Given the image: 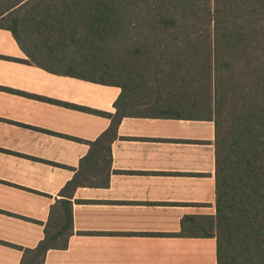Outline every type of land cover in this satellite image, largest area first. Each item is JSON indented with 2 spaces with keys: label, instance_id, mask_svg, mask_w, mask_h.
<instances>
[{
  "label": "crops",
  "instance_id": "1",
  "mask_svg": "<svg viewBox=\"0 0 264 264\" xmlns=\"http://www.w3.org/2000/svg\"><path fill=\"white\" fill-rule=\"evenodd\" d=\"M59 29L24 32L20 43L0 27V264H21L45 239L52 209L61 220L62 190L123 94L88 78L80 31ZM138 91L133 105L121 98L131 105L109 185L74 189L68 246L43 264H218L217 239L205 234L217 213L215 123L152 106L150 85Z\"/></svg>",
  "mask_w": 264,
  "mask_h": 264
},
{
  "label": "trees",
  "instance_id": "2",
  "mask_svg": "<svg viewBox=\"0 0 264 264\" xmlns=\"http://www.w3.org/2000/svg\"><path fill=\"white\" fill-rule=\"evenodd\" d=\"M0 27L20 43L24 32L78 29L90 80L121 86L132 105L150 85L152 106L214 121L217 213L205 234L217 239L218 264H264V0H0ZM121 98L62 190L61 220L52 209L45 239L21 264L68 246L75 188L109 185L112 143L131 105Z\"/></svg>",
  "mask_w": 264,
  "mask_h": 264
}]
</instances>
